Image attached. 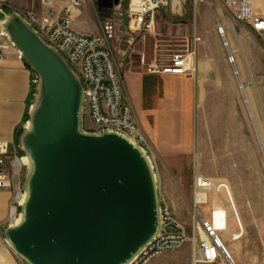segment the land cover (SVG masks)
<instances>
[{"label":"water","instance_id":"1","mask_svg":"<svg viewBox=\"0 0 264 264\" xmlns=\"http://www.w3.org/2000/svg\"><path fill=\"white\" fill-rule=\"evenodd\" d=\"M120 2L97 8L104 17ZM1 14L7 40L36 74L32 126L18 137L32 162L27 199L7 242L28 264H131L166 229L149 156L120 133L84 132L81 78L25 17Z\"/></svg>","mask_w":264,"mask_h":264},{"label":"rangeland","instance_id":"2","mask_svg":"<svg viewBox=\"0 0 264 264\" xmlns=\"http://www.w3.org/2000/svg\"><path fill=\"white\" fill-rule=\"evenodd\" d=\"M127 8L124 6L121 11L120 17L124 21L127 20ZM79 21L89 33L102 34L101 25L90 11H85ZM122 29L124 34L129 33L126 23ZM128 33L117 32L118 39L115 32V39L109 43L113 62L122 77L125 69H138L142 65L146 68L152 62L184 50L185 44L179 39L162 42V37L159 41L155 36L142 35L130 44ZM125 51L129 52L122 56ZM217 62L220 68L226 66L228 73L200 76L199 91L194 92L190 109L189 101L185 102L187 118L182 116L181 106L171 107L167 114L165 107L161 109L162 127L172 139L161 140L158 148L140 127L154 151V155H147L156 179L159 204L162 208L169 207L188 237L181 248L163 253L149 264H193L199 257V241L194 242L200 238L199 222L209 217L215 207L222 208L230 202L225 190H215L216 195L213 191L222 184L229 189L239 219L238 222L232 209L234 219L229 235L225 237L227 246L238 264H264V76L260 77L258 90L257 77L237 76L228 62L225 65L222 60ZM192 78L199 79L198 70ZM240 81L247 84L246 91L240 89ZM151 120L153 126L154 118ZM83 131L90 133L94 128L84 122ZM24 156L21 152L8 156L7 165L13 182L8 192L12 197L8 211L0 221V246L9 251L15 264H28L13 251L6 237L12 224L11 202L18 192L24 195L30 175L25 164L21 168L13 164ZM198 177L205 179L207 185L199 193L206 194L207 201L212 196L207 205L195 203Z\"/></svg>","mask_w":264,"mask_h":264},{"label":"crops","instance_id":"3","mask_svg":"<svg viewBox=\"0 0 264 264\" xmlns=\"http://www.w3.org/2000/svg\"><path fill=\"white\" fill-rule=\"evenodd\" d=\"M136 0H121L120 11L126 6L127 11ZM253 11L258 16H264V0H251ZM6 6L9 11L3 7ZM14 6V7H13ZM118 7V8H119ZM118 8L112 14L102 16L97 8V0H85L83 7L70 14L72 28L83 35L93 36L89 33L79 17L85 11H90L101 25L103 34L106 23L112 24L116 32L124 34L122 29L126 23L132 44L142 35L132 33L129 22L122 20ZM2 10L6 13H19L26 17L31 14L44 15L48 7L42 0H3ZM225 29V40L228 49L224 47V40L218 29ZM125 32V34L127 35ZM124 34V35H125ZM100 35V34H99ZM120 35V34H119ZM147 36H155L159 41L164 39H179L184 50H195L199 79L193 75L175 76L165 74H150V63L146 68L142 65L138 69H125L123 72L124 87L128 101L134 110L139 126L151 137L158 146L161 140H170L168 133L163 129L161 109L166 108V114L171 107L181 106V114L186 117L185 102L188 100L192 106L194 92L199 91L200 76L223 75L228 68L218 67L219 60L225 65L229 62V55L235 58V65L230 64L234 73L239 76L257 77V88L260 90V77L264 76V33H258L251 27L238 22L232 10L228 9L223 0H171L157 16L155 28ZM195 39H200L195 42ZM223 44V45H222ZM224 47V48H223ZM125 51L122 56H126ZM227 63V64H228ZM236 75V74H235ZM34 74L24 60L18 58L17 52L10 49L7 55L0 59V142L8 147L11 156L19 154L18 137L25 130L27 117L30 111V102L34 89ZM241 90L246 91L247 84L240 81ZM196 95V94H195ZM190 114V110H189ZM189 116V115H188ZM154 118L153 126L151 119ZM12 193L0 192V221L6 215ZM0 264H15L12 255L0 246Z\"/></svg>","mask_w":264,"mask_h":264},{"label":"built area","instance_id":"4","mask_svg":"<svg viewBox=\"0 0 264 264\" xmlns=\"http://www.w3.org/2000/svg\"><path fill=\"white\" fill-rule=\"evenodd\" d=\"M48 7L46 14H31L26 16L29 24L58 51L71 65L86 87L85 122L94 128L93 132L111 131L128 137L147 154L154 155L152 145L136 121L133 108L126 96L124 79L116 68L109 43L115 39L112 24L106 23L103 34L83 35L72 28L70 14L83 7L85 0H42ZM171 0H136L127 11L129 29L138 35L150 34L157 23L158 13ZM225 6L232 10L234 18L258 33H264V16H258L253 11L251 0H223ZM3 0H0V59L7 55L10 49L22 55L7 40L1 14ZM120 7L117 9L121 14ZM224 40L225 31L218 29ZM200 39H195L199 42ZM164 59L152 64L150 74H165L175 76L193 75L197 72L195 63L196 51L186 50L171 53ZM229 62L235 65V58L229 55ZM237 76L238 73H235ZM8 147L0 142V192L12 189V178L8 170ZM20 159L13 161L16 168ZM206 180L198 177L195 183V196L204 190ZM226 188V187H225ZM227 189V188H226ZM22 193L18 192L10 205V220L12 214L18 215ZM197 205H205L195 202ZM235 217L239 222L233 202L231 201ZM165 231L157 237L131 264H148L155 257L181 248L188 240L185 229L174 219L169 207L162 208ZM12 222V221H11ZM230 226V218L225 209L215 208L210 216L199 222V257L193 264H238L226 242V234ZM235 238V237H234ZM237 240V239H236Z\"/></svg>","mask_w":264,"mask_h":264},{"label":"bare ground","instance_id":"5","mask_svg":"<svg viewBox=\"0 0 264 264\" xmlns=\"http://www.w3.org/2000/svg\"><path fill=\"white\" fill-rule=\"evenodd\" d=\"M224 31H225V29H224ZM241 88H243V85L242 84H241ZM31 126H32L31 123H28V126L27 127H28V130L29 131L31 129ZM18 164L28 165L29 168H30V170L32 169V162H31L29 156L21 158L20 159V162ZM221 189L222 190H225L227 192V195H228L229 201H230L229 203L226 202L227 204L224 207H222V208L220 207L221 209H225L227 211V214H228V216L230 218V226H229L228 232H227V234L225 236V237H228L229 232H230L229 230H230V227H231V221H232V219H234V215H232V209L233 208L231 207V197L229 195V189H228V187L226 185H223L222 184V185H219L216 189H213V191L215 192V195L217 193V191H215V190H221ZM196 195L197 196H195V202L200 203V204H206L207 205L210 202V199H212V196H211L209 198V200L207 201V195L206 194H203V193H199V194L197 193ZM26 199H27V196L25 194L24 195L22 194L21 203H25L26 202ZM215 208H218V206L215 207ZM22 220H23V214H18L17 216H15V214L13 213L12 214V217H11L12 224L10 226L11 227L17 226V225H19L22 222Z\"/></svg>","mask_w":264,"mask_h":264},{"label":"trees","instance_id":"6","mask_svg":"<svg viewBox=\"0 0 264 264\" xmlns=\"http://www.w3.org/2000/svg\"><path fill=\"white\" fill-rule=\"evenodd\" d=\"M3 8H4L6 11H9V9H8L6 6H4Z\"/></svg>","mask_w":264,"mask_h":264}]
</instances>
